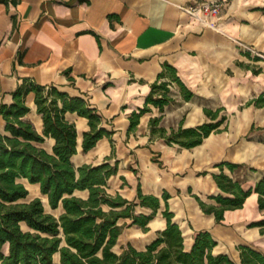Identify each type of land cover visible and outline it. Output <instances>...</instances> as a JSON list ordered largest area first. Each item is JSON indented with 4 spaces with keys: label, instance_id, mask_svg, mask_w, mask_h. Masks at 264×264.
<instances>
[{
    "label": "crops",
    "instance_id": "0c3cea01",
    "mask_svg": "<svg viewBox=\"0 0 264 264\" xmlns=\"http://www.w3.org/2000/svg\"><path fill=\"white\" fill-rule=\"evenodd\" d=\"M201 1L213 0H0V105L12 103V92L24 80L83 98L96 108L101 126L111 135L84 152L87 119L66 111L64 119L76 131L72 164L116 163L106 190L127 200L135 199L137 186L158 197L166 191L186 249L194 232L208 230L216 241L213 252L240 264L238 245L264 253V234L248 226L264 217L257 194L250 193L241 208L226 210L220 223L200 209L193 195L215 204L208 196L222 192L212 173L223 161L243 165L223 171L245 189L264 176V106L248 103L264 93V0H224L217 14H202L201 19L184 10ZM163 63L176 69L194 97L184 100L178 86L170 85L173 101L163 111L148 105L149 111L128 131L129 115L144 106ZM24 100L29 108L24 119L42 134L34 93ZM203 108H221L226 128L194 147L167 144L150 133L149 119L155 116H161L168 131L181 119L183 127L209 121ZM4 125L0 115V133H5ZM53 143L44 136L39 145L51 152ZM21 181L28 189L24 201L38 197L47 212H61L49 207L38 184ZM74 194L85 197L87 192ZM162 209L160 199L146 230L124 227L113 249L119 252L128 243L143 249L164 228ZM136 211L148 214L150 209L136 206ZM53 261L58 264L57 253Z\"/></svg>",
    "mask_w": 264,
    "mask_h": 264
},
{
    "label": "trees",
    "instance_id": "16d2710c",
    "mask_svg": "<svg viewBox=\"0 0 264 264\" xmlns=\"http://www.w3.org/2000/svg\"><path fill=\"white\" fill-rule=\"evenodd\" d=\"M252 71L258 73L260 70ZM172 84L178 86L184 100L194 97L176 69L163 63L150 85L144 106L129 115L128 131L149 111L148 105L163 111L173 101L169 89ZM30 91L34 93L36 112L42 119V134L24 119L29 110L24 96ZM248 103L264 106V93ZM66 111L87 119L89 128L83 132L81 143L84 152L101 137H110L111 131L101 126L96 108L83 98L69 96L54 86L43 87L24 80L12 92V103L0 105V115L5 122V133H0V264H54L56 253L58 264H236L227 254L213 252L216 241L208 230L194 232L191 246L185 248L182 231L169 210L166 191L158 197L142 193L137 186L135 199L127 200L106 190L108 178L116 174V163L111 165L104 161L75 167L71 156L76 153V131L74 124L64 119ZM203 111L209 121L183 127L181 119L177 128L169 131L160 123L161 116L151 117L150 133L167 144L194 147L211 132L226 128V115H219L221 108H203ZM44 136L54 140L51 152L39 145ZM242 166L227 161L217 164L219 171L212 173V178L224 194L208 196L215 204L205 203L193 195L200 209L212 214L216 223L222 221L226 210L241 208L252 192L257 194L258 209L264 211V176L253 187L245 189L239 179L223 171L227 168L233 172ZM23 179L38 184L49 207L52 210L60 208L61 212L57 216L47 212L38 197L24 201L28 189ZM83 190L87 192L85 197L74 194V191ZM160 199L163 200L164 228L143 249L128 243L119 252L115 251L113 246L124 227L138 225L146 230V224L160 208ZM136 206L148 208L150 212H137ZM248 226L258 227L264 234V217ZM237 250L240 264H264V253L252 246L241 244Z\"/></svg>",
    "mask_w": 264,
    "mask_h": 264
},
{
    "label": "built area",
    "instance_id": "2783aa9c",
    "mask_svg": "<svg viewBox=\"0 0 264 264\" xmlns=\"http://www.w3.org/2000/svg\"><path fill=\"white\" fill-rule=\"evenodd\" d=\"M223 1L224 0L196 2L193 5L185 7L184 10L189 15L201 19L202 14H217Z\"/></svg>",
    "mask_w": 264,
    "mask_h": 264
},
{
    "label": "rangeland",
    "instance_id": "374dc122",
    "mask_svg": "<svg viewBox=\"0 0 264 264\" xmlns=\"http://www.w3.org/2000/svg\"><path fill=\"white\" fill-rule=\"evenodd\" d=\"M45 210H47V208L45 207ZM57 211H54L53 213H56Z\"/></svg>",
    "mask_w": 264,
    "mask_h": 264
}]
</instances>
